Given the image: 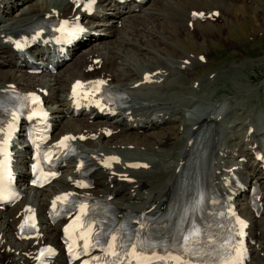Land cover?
Segmentation results:
<instances>
[{
  "label": "bare ground",
  "instance_id": "6f19581e",
  "mask_svg": "<svg viewBox=\"0 0 264 264\" xmlns=\"http://www.w3.org/2000/svg\"><path fill=\"white\" fill-rule=\"evenodd\" d=\"M208 1H212L216 5L213 4L211 8L207 7V4L212 5V2ZM258 1L260 2V0ZM108 2L109 0H99L98 5L102 10L111 12ZM195 2L203 5V7H196ZM231 2L232 0H155L145 9L143 12L144 16L134 15L126 18H117L110 22V24H101L100 27L90 28V34L93 32L103 33V36H98L97 38L103 40L98 44L90 46L89 50L84 51V53L78 56L72 64L68 65V70H64L63 73L59 71L52 80H48L53 82L50 85L43 77L34 78L26 76L10 67V62L8 61L9 56L6 53L9 49L7 38L14 35L18 30L33 28L36 23L42 19L48 20L54 14H59V16L83 15L84 12H81L80 8L75 10L71 0H0V92H3L11 84H14L20 89L35 90L37 88H43L51 91V98L55 101L52 114L55 118L60 119V122L56 123V134H98L97 140L101 141V144L99 142H87L81 146V150L89 158V161L96 165L100 160L99 156L101 152L110 154L108 150H111L114 152L112 154L120 155L125 160L118 164L115 170L118 173H132L135 177V182L126 185L124 191L115 192L110 189V186L115 184L119 186L122 182L118 181V177L113 176L108 170L98 169V188L92 192L96 196L100 194L104 196L106 193L115 192L116 196L111 203L119 209H135L136 206H144L155 202L158 205H162L166 203V200L171 198L173 210L170 216L166 217V220L170 224L182 222L191 214L190 205L197 203L205 192L204 184L183 183V180L187 177H194L203 173L202 161L199 164H197V161L199 158H203V150L207 149L203 145L202 148H197L196 145L191 148L189 165L179 177L178 183L174 187L171 179L174 177V171L179 165V162L182 161V157L186 151L184 149L182 152H178L182 145V143L178 145L176 142L179 136L181 138H183V134H186L188 138L195 136L197 132L195 133L193 129L191 130V126L193 125H196L199 130L205 125H212V131L214 133L213 140H206V143L207 148H211L212 146L214 151V165L215 171H217L216 178L219 180V185L223 183L222 178L228 175L230 168L233 167L232 163L236 161L237 157L235 156L237 153L239 151L243 154L247 153L250 143L259 144V138L264 136V119L263 124L258 123L256 119L255 122L248 120L246 130H243L244 140L243 143L241 142L242 144L234 147L230 141L223 143L222 127L224 121L219 118L222 111H224V107L227 105V99L222 102L220 100L213 101L207 94L204 96V91L201 90L198 92V89L193 90L194 83L196 82H198L197 87L209 86L214 79H209L208 75L214 73V71L204 73L201 77L197 76L198 74L194 75L196 69L203 66L198 59L202 54L199 51H186L183 48L182 40L185 37L186 40H196V32L199 29H205L206 25H209L207 24L209 20L206 19L203 22L193 21V32L188 26L189 22L192 21L190 14L193 11H204L207 16L213 11L220 10V18H222V15L226 17L223 25H228L230 21L237 23L239 22L238 13H241L240 10L245 11V7L248 9L250 6H235V4L231 5ZM217 5L219 7L222 6L226 12L217 9ZM165 8H172L173 17H166V14L163 12ZM187 10L188 13L185 14ZM98 15V12H96L93 17H98ZM160 22L165 23V27ZM209 33L211 34V32ZM199 34H201L202 39L206 38L204 32L200 31ZM123 49H136L137 52L135 53H137V57H141L137 60L139 64L128 66L126 64L127 61H124V64L127 66L124 65L119 68L118 64L121 60V53L130 51ZM146 58H152L157 66L155 65L154 67L150 63L145 64L144 60ZM95 60H99L102 63L100 70L96 71L95 74L97 76L103 75V78L110 80L109 83L111 86L127 93L130 97L128 100L130 107L132 109H139L131 115H127L126 111H123L122 117L126 119L132 117L134 119L133 122L144 124L137 119L140 116L138 113L147 111L151 113L153 119L157 120L158 126L156 128L148 127V129H145L146 132L156 129L160 130L169 124H176L178 126L177 132H173L172 136H169L168 133L165 136L163 132L167 128H164L160 132L149 135L130 134L129 124L127 123L121 127H117L118 120L114 123L115 127L113 129H119V133L107 139L103 135V126L111 127V123L96 121L89 124L82 118L72 121L61 118L64 105L63 100L66 98V93L71 83L79 78H90V74H87L86 70L93 66ZM206 62L207 58L205 57L204 63ZM176 63L181 67H174ZM98 65L99 63H95L94 67H98ZM172 69L175 70L176 75L180 73L187 75V78H184V84L193 85L184 88L188 95L185 98L186 100L179 93H170L177 87L175 85L178 83V81L176 82L177 77L172 79L169 85H167L163 97L155 95L147 99L136 97L135 93L145 87V85L134 87V84L142 82L144 74L150 73V79H156V82L153 83L156 84L160 79H166ZM192 70L193 73L191 72ZM185 71L187 73H184ZM192 76L196 77L193 78ZM241 89L239 92H244L251 88ZM127 90H130V92H127ZM207 97L209 100H205ZM174 98L178 100L177 105ZM180 106L182 107L180 108ZM185 108L188 111H185L183 115L182 110ZM169 111L176 114L180 112V118L175 120L172 116L167 117ZM263 116L264 114L260 119ZM250 127H253L252 133L248 131ZM178 132L180 134L179 136ZM176 136L178 137L174 138ZM200 137L199 135L198 139ZM236 138L237 135H235L234 139ZM230 147L234 148L231 149ZM155 148L158 150H155ZM136 160L146 162L148 169H140L138 171L129 169L127 167L128 162ZM251 164L249 172L247 173L248 175L251 174L252 168L255 167L253 162ZM95 165L93 166L95 167ZM151 165L153 171H150ZM244 167L247 168L245 164ZM22 170L23 168L21 169L19 167L18 173L20 179L25 177V173ZM205 175L207 177L206 172ZM157 176H163V178L159 179ZM249 178L250 180L258 182L263 181V176L260 172H256ZM140 181L142 182L141 186L138 185ZM57 186V188L65 189L69 187V183L65 179H62L60 185ZM57 188L53 187L51 189L34 192L31 202H28L35 205L38 209L42 227L41 232L43 233L42 237L38 236L30 241L20 242L15 240L16 216L22 207L5 211V213L0 212V264H32V261L26 257V252L37 249V247L33 246L36 242L41 245L57 241L59 234L58 226L48 225L45 219L48 199L56 194ZM151 214H155L153 210ZM249 217H251V214H249ZM252 219L253 230L259 232V236L264 235V225L262 222L253 217ZM55 264H64L63 258H58ZM252 264H264V258L256 256Z\"/></svg>",
  "mask_w": 264,
  "mask_h": 264
},
{
  "label": "rangeland",
  "instance_id": "374dc122",
  "mask_svg": "<svg viewBox=\"0 0 264 264\" xmlns=\"http://www.w3.org/2000/svg\"><path fill=\"white\" fill-rule=\"evenodd\" d=\"M253 3L254 6L251 5L252 7L250 6L248 9L245 7V11L240 10L241 13L238 14L242 15L238 17L239 22L235 23L234 21H230L229 23H233L231 25L228 23L227 26H220L217 25L220 23L212 22V25H206L205 29H199V31L196 32V40H186V37L184 38L185 40H182L183 48L186 51L207 52L206 56L208 55V63L203 67L204 70H199V73H197L198 75L202 76L205 70H218L215 72L216 76L218 75L216 78V84L204 90V96L207 94L209 98H213V100H220V102L225 100L223 98H228L232 101L237 99L244 104L238 108V111H241V108H245L247 110L260 109L264 104V32L259 36H255L256 32H259L258 30L262 29L264 31V0ZM213 4L215 3L212 2V5L207 4V7L211 8L213 7ZM232 4L233 2H231V5ZM196 7H203V5L196 3ZM217 9H221L222 11L226 12L222 6L219 7L217 5ZM218 12L220 13V10ZM200 31L204 32L206 38L202 39L201 34H199ZM209 32H211V34ZM252 49H255V52L251 56L249 55V52ZM134 53V51H126L121 53V60L118 64L119 68L125 65L124 61H127L126 64H128V66L139 64V61L137 60L141 57H137V53ZM144 63H150L154 67L155 65L157 66L152 58H146ZM66 66L67 65L62 68V71L68 70L67 68L69 67L67 66V68H65ZM232 67H235L237 71L231 72ZM184 78H186V76L183 74L177 76L176 82L178 81V83L175 84L177 87L170 93H179L181 97L185 99L188 95L183 91V89L181 91V88H185L190 85L184 84ZM240 88L251 89L245 90L244 92H239ZM208 97L205 100H209ZM181 107L182 106H180V108ZM185 111H188V109L185 108L182 110L183 115L185 114ZM261 117L262 115H259L255 119L258 120ZM233 121L241 122L234 118ZM242 126L241 130L243 131ZM166 128L167 129H165L163 132L165 136L167 133L169 136H172L173 132H177L176 128L178 129V126L176 125V127ZM234 130L236 131V135L238 134V138H242V134H240V126L235 127ZM177 137L178 136L174 138ZM239 141L240 139L238 142ZM176 142L178 145L183 142L181 136H179V139ZM141 184L142 182L140 181L138 185L141 186Z\"/></svg>",
  "mask_w": 264,
  "mask_h": 264
},
{
  "label": "snow or ice",
  "instance_id": "6c2138e0",
  "mask_svg": "<svg viewBox=\"0 0 264 264\" xmlns=\"http://www.w3.org/2000/svg\"><path fill=\"white\" fill-rule=\"evenodd\" d=\"M80 31H83V29H80ZM102 83V82H101ZM79 83L77 84V87H79ZM33 100L38 102V98L37 97H33ZM65 140L69 139L68 137L64 138ZM63 199H67V197H64ZM241 224H243V221L240 222ZM65 231L67 232V229H65ZM91 232V225H88V229H87V233ZM240 235H243V232H240ZM82 238L84 239V244L82 245V250L83 253L86 255L87 251L89 249V247L91 246L92 248H96L97 246H99V239H95L94 241L90 240L89 235L88 234H82ZM111 241L112 243L108 244V248L112 250V255L116 256L117 258H119L120 256V250L123 248H128V251L125 253V255L129 256V257H133L137 254V249H136V245L132 244L130 246L128 245H124L122 241H117V238L115 235H113L111 237ZM49 254H51V250H46ZM237 252H239V249L236 250ZM41 255H43V253H41ZM97 260H99L100 258L97 257ZM175 261V264H187V262H185L184 260H182L180 257H174L173 258ZM83 264H89L88 261H84ZM112 264H116V261H113Z\"/></svg>",
  "mask_w": 264,
  "mask_h": 264
}]
</instances>
